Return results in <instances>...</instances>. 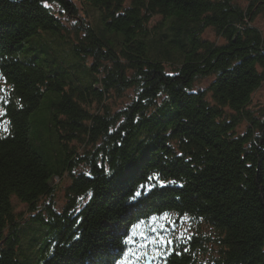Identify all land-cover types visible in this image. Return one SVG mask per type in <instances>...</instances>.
I'll return each instance as SVG.
<instances>
[{
	"label": "trees",
	"instance_id": "trees-1",
	"mask_svg": "<svg viewBox=\"0 0 264 264\" xmlns=\"http://www.w3.org/2000/svg\"><path fill=\"white\" fill-rule=\"evenodd\" d=\"M80 2L0 0V264H264V0Z\"/></svg>",
	"mask_w": 264,
	"mask_h": 264
},
{
	"label": "rangeland",
	"instance_id": "rangeland-1",
	"mask_svg": "<svg viewBox=\"0 0 264 264\" xmlns=\"http://www.w3.org/2000/svg\"><path fill=\"white\" fill-rule=\"evenodd\" d=\"M240 3L245 6L246 3H245V0H239ZM76 4H78L79 6H82L80 0H76ZM255 26L261 30V32L263 33V36H264V13H261V15H259L257 18H256V21H255ZM206 37L208 39H210L211 41H214V42H218V43H223V40L221 38H218L216 33L213 32L212 30H207L206 31ZM210 80H206L204 81L203 83L199 84L198 86L200 88H205L208 84H209ZM6 92L5 90V87L3 84H0V102H2L4 100V93ZM253 106H256V107H264V84L261 86V89H259L253 96ZM128 101V99H125V100H121L117 103V106L120 107L122 106L123 104H126ZM2 113L1 109H0V114ZM59 180H55L54 184H58L60 186H62V188L64 189V187L68 186L69 185V181H64V182H58ZM59 203V207L61 208L62 205L65 203V200H64V194H63V190L58 194L57 196V199H56ZM15 206H16V209L18 212L20 213H24L26 211V207L24 205H22L20 202H18V200L14 199L13 200ZM162 225L159 226V228H147V225H144V226H141L140 228H137L135 231L137 232V235L139 238H141V236L144 237V240H146V242H148V232L150 231H154L155 232V235H151V240L153 241H156L158 237H161L163 236L164 238H167L168 237V230L163 226L161 227ZM161 231L164 232V234L161 233ZM157 246H159L158 242L156 243ZM149 261L150 264H155V261L154 259H152V257L150 256H146L144 262H147ZM133 263V262H132ZM131 263V264H132Z\"/></svg>",
	"mask_w": 264,
	"mask_h": 264
},
{
	"label": "snow or ice",
	"instance_id": "snow-or-ice-1",
	"mask_svg": "<svg viewBox=\"0 0 264 264\" xmlns=\"http://www.w3.org/2000/svg\"><path fill=\"white\" fill-rule=\"evenodd\" d=\"M4 130L5 131H8L7 127H5ZM146 180L149 181V182L156 181V182H158V184L160 186H163L164 183H165L163 180L160 179V176L159 175H150V176H147L146 177ZM173 183H175V182H173ZM139 187H140L141 190L134 192V195L132 197L133 201H136L137 198L142 197L144 191L148 189V185H146V184H142ZM81 199H84V197H81ZM161 227H163V225ZM141 239H144V237L141 236ZM127 242H129V241H125V243H127ZM157 242L159 244V247L156 248V249H154V253H155L154 258H159L160 254H161L160 250L162 248L166 249V248L170 247L174 243V241L168 240L167 238H164L163 236L158 237L156 241H152L151 243H154L155 244ZM141 247H143V245H141Z\"/></svg>",
	"mask_w": 264,
	"mask_h": 264
},
{
	"label": "water",
	"instance_id": "water-1",
	"mask_svg": "<svg viewBox=\"0 0 264 264\" xmlns=\"http://www.w3.org/2000/svg\"><path fill=\"white\" fill-rule=\"evenodd\" d=\"M147 264H150V262L148 261V263Z\"/></svg>",
	"mask_w": 264,
	"mask_h": 264
}]
</instances>
